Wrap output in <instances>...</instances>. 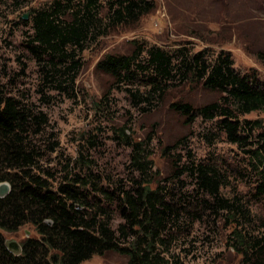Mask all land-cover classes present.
<instances>
[{"label":"trees","instance_id":"obj_1","mask_svg":"<svg viewBox=\"0 0 264 264\" xmlns=\"http://www.w3.org/2000/svg\"><path fill=\"white\" fill-rule=\"evenodd\" d=\"M155 8L154 0H50L31 9L29 22L23 20L31 31L28 48L41 65L45 83L65 90L61 81H72L80 69L77 53L119 29L137 26ZM96 69L120 86L143 82L151 87L146 95L127 90L137 106L152 107L157 97L162 101L175 82H192L217 94L218 100L203 107L181 102L170 107L190 121L202 117L214 122L233 145H249L246 154L257 178L255 197L264 201V123L240 120L264 109V82L259 75L237 70L227 52L210 59L205 52L176 55L145 47L127 55L108 54ZM45 124L43 114L0 88V184L8 183L11 189L0 198V264H82L110 252L126 257L127 264H184L172 250L173 238L185 220L194 225L208 210L229 222V244L243 264H264V236L252 230L251 208L235 195L222 194L228 178L211 165L190 159L176 168L178 180L182 175L192 178L195 189L189 192L167 191L161 185L152 189L138 180L103 188L83 152L75 162L88 170L85 175L66 169L56 178L40 166L41 153L34 145ZM124 137L122 132L120 138ZM129 146L132 166L146 172L145 148L141 143ZM88 187L114 211L99 205L96 212L89 210L93 194ZM114 212L122 220L117 227ZM26 225L34 227L39 238L20 243L22 254L16 255L2 232L17 233Z\"/></svg>","mask_w":264,"mask_h":264},{"label":"rangeland","instance_id":"obj_2","mask_svg":"<svg viewBox=\"0 0 264 264\" xmlns=\"http://www.w3.org/2000/svg\"><path fill=\"white\" fill-rule=\"evenodd\" d=\"M154 1L155 10L137 26L119 29L77 53L80 69L72 81H61L62 90L56 84L45 83L41 65L28 48L30 28L23 22L31 9L50 0H0V88L46 117L34 145L41 153L40 166L56 178L66 169L85 175L88 170L75 162L83 152L103 188L132 185L138 180L152 189L161 185L167 191L189 192L195 189L192 178L182 175L178 180L176 168L190 159L209 164L228 178L222 194L235 195L249 205L255 221L252 230L264 236V201L255 197L257 178L246 154L250 146L233 145L214 122L202 117L190 121L170 107L176 102L203 107L218 100L217 94L192 82H175L168 86L162 101L157 97L152 107L137 106L127 90L146 95L151 87L143 82L120 86L96 69L106 55L132 54L138 47L159 48L176 55L181 51L190 55L205 52L210 59L227 52L237 70L243 74L254 72L264 82V0ZM240 120L264 123V109ZM122 132L127 139L120 138ZM131 143H141L145 148L144 157L149 163L142 174L132 166ZM67 163L70 167L64 168ZM87 189L93 194L89 210L96 212L99 205L114 211L94 189ZM200 215L202 219L194 225L185 220L173 238L172 250L180 261L243 264L242 256L230 247L229 222L209 210ZM113 217L117 227L122 220L115 212ZM2 233L7 241L19 244L27 238H39L30 225L17 233ZM82 264H127V258L110 252Z\"/></svg>","mask_w":264,"mask_h":264},{"label":"water","instance_id":"obj_3","mask_svg":"<svg viewBox=\"0 0 264 264\" xmlns=\"http://www.w3.org/2000/svg\"><path fill=\"white\" fill-rule=\"evenodd\" d=\"M23 18H24V20H28L29 14H25L23 16ZM10 190H11L10 185L8 183H1L0 184V198L6 197L10 193ZM6 245L12 253H14L16 255L22 254V247L19 243L15 242V241H7L6 240Z\"/></svg>","mask_w":264,"mask_h":264}]
</instances>
